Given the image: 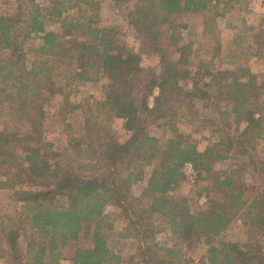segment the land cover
Instances as JSON below:
<instances>
[{
	"label": "trees",
	"instance_id": "16d2710c",
	"mask_svg": "<svg viewBox=\"0 0 264 264\" xmlns=\"http://www.w3.org/2000/svg\"><path fill=\"white\" fill-rule=\"evenodd\" d=\"M44 1L46 6L29 0V19H21L22 13L0 16V47L11 52L0 61V116L27 123L22 132L0 129V189L11 181L19 187H34L14 193L22 211L5 230L7 263L61 264L62 249L88 238L89 246L77 248L73 264H124L107 238L114 228L107 208L115 206L126 223L124 235L137 244L130 264H182L183 254L176 246L201 240L208 246L205 260L209 264H264V185L248 199L250 185L214 169L215 163L228 158V151L243 147L248 155L250 145L264 139V74L247 68L219 75L202 67L192 72L188 67L194 42L177 48V60L162 45L165 25L171 30L170 39L178 43L182 40L180 30L189 26L179 19L199 14L204 17L203 38L216 41L219 50L218 18L245 0H136L127 24L162 66L161 74L146 82L141 77L140 54L127 47L115 27L101 23L100 3ZM24 22V41L41 40L32 49L36 59L30 65L18 43L17 33ZM49 23H58L59 30L48 29ZM260 39L258 55L264 56L263 34ZM66 60L76 63V71L58 86L55 79ZM103 80L106 84L100 99L71 109L82 111L83 131L69 134L65 148L56 149L41 128L46 114L44 94H59L68 102L71 92L67 89L76 83ZM186 80L191 83L190 90L182 86ZM212 89L220 101L232 104L235 124L245 123L238 133L228 132L201 150L190 134L177 131L162 147L159 138L147 132L141 110L159 117L166 106L179 103L181 97H214ZM137 91L143 94L141 106L134 97ZM178 114H173L174 123ZM117 119L124 122L123 128L130 135L125 143L115 133L112 123ZM252 158L248 155L249 162L255 164ZM154 161L141 199L134 197L133 186L144 181L146 167ZM186 162L194 165L197 178L211 182L204 189L207 205L198 212L191 211L187 198L169 197L187 179L183 171ZM146 198L151 200L149 205L143 204ZM240 217L253 234L248 247L220 238ZM166 226L179 240L173 247L155 241Z\"/></svg>",
	"mask_w": 264,
	"mask_h": 264
},
{
	"label": "rangeland",
	"instance_id": "374dc122",
	"mask_svg": "<svg viewBox=\"0 0 264 264\" xmlns=\"http://www.w3.org/2000/svg\"><path fill=\"white\" fill-rule=\"evenodd\" d=\"M34 1L42 6H46L47 4L44 0ZM95 1L101 5V23L106 26L115 27L127 47L140 54L142 80L146 82L161 74L162 66L159 58L151 52L145 41L133 33L127 24L128 13L133 9L136 0ZM17 13H22L21 19H29V0H0V16L12 17ZM263 17L264 0H245L242 5L234 8L225 17L218 18L217 25L221 34V47L218 50L216 41L204 39L202 36L204 17L199 14H190L186 19H179L180 22L181 20H185L189 24L187 29L180 30L182 40L178 43L173 42L170 39L171 30L165 25L163 27L165 35L162 45L169 50L172 58L177 60V48L189 41L194 42V49L188 67L192 72L202 67L204 71L208 69L212 74L219 75L228 70L235 71L240 68H247L253 73L261 75L264 74V56L258 55V46L261 41L260 35H264ZM21 26V30L17 33L19 37L18 43L27 53V62L30 65L36 59L35 52L32 49H36L41 40L39 38H28L24 41L27 26L25 22ZM59 28L58 23H49L48 25V29L50 30L57 31ZM10 55L11 52L9 50L0 47V61L8 58ZM75 71L76 63L74 61H64L61 74L55 79L57 85L63 86L66 78L70 77ZM206 81L210 82V78H206ZM226 83L228 81L224 82L225 85ZM105 84V80L91 83L78 82L73 87H70V90L67 89V92H71L68 102H64V98L59 94L54 96L44 94L43 99L46 114L41 128L45 139L53 143L56 149L62 150L65 148L69 134L79 135L83 131L84 120L82 111L80 109L71 111V109L87 103L90 99H100L103 96ZM182 86L186 90L191 89V83L188 80L184 81ZM215 92L216 90H211V93L215 94L212 98L203 97L199 99L196 97L192 100L181 97L179 103L166 106L161 113L162 116L159 117L154 113L150 114L141 110L146 121L147 132L150 135L158 137L162 147L166 146L177 131L184 132L190 134L198 142L201 150H204L210 144L219 142L223 135H228V132L231 134L238 133V131L245 127V123L242 122L239 127L235 124L237 116L231 112L232 104L228 100L220 101V96ZM157 94L158 91L156 90L154 95ZM134 97L137 99L138 105L141 106L143 94L137 91L134 93ZM148 102L150 107L154 106L152 97H149ZM205 104L209 106H205ZM224 112H227L228 116H223L222 113ZM176 113L179 114L174 119L176 121L174 123L171 119L174 118L173 114L175 115ZM123 123L122 120L117 119L112 124L119 141L125 143L130 135L124 130ZM26 124L4 115L0 116V129L7 128L22 132L27 129ZM259 142L255 141V143H252L250 145V153H248L249 156H253L252 161L255 164L249 162L248 155L245 153L246 151L241 147L240 149L228 151V158L214 165L216 171L223 174H233L240 178V183L250 185L251 189L246 193L248 199L253 198L264 185V139ZM155 164V161L149 164L145 170L147 175L144 181L133 186L132 195L134 197L141 199V194L147 185L148 176L151 174ZM210 183L197 177L190 179L187 176V179L169 194V197L177 199L187 198L191 211L198 212L207 205V201L203 202L204 198L207 199V192L204 189L205 187H209ZM19 189L28 191L34 189V187L27 184L19 187L11 181L6 188L0 189V260H3L5 264L7 263V258H9V246L6 242L5 230L11 225L10 220L22 211L21 203L14 201V193ZM215 196L218 198L222 195L215 194ZM150 202L151 200L146 198L143 204L149 205ZM107 213L113 221H116L118 216V219L122 217L125 223L121 210L118 207L109 206ZM114 224L116 223L114 222ZM116 231H109L107 233L108 243L114 251L124 252L126 258L124 264H130L134 251L129 257V251H132V249L129 250L130 246L128 244H121L119 246L116 243ZM124 236V232L122 231L121 238H125ZM250 237H253V234L245 227L244 221L240 217L220 238L240 243L243 247H248ZM155 241L164 247H170L179 240L173 235L170 227L166 226L163 232L156 235ZM23 244L25 245V243ZM89 244L90 239L88 238L83 239L81 242H70L69 246L62 249L63 264H73L72 258L77 248L87 247ZM176 250L181 251L183 254L182 264H209L205 260L208 246L204 240L191 244L180 243L176 246ZM0 263L2 262L0 261Z\"/></svg>",
	"mask_w": 264,
	"mask_h": 264
},
{
	"label": "crops",
	"instance_id": "0c3cea01",
	"mask_svg": "<svg viewBox=\"0 0 264 264\" xmlns=\"http://www.w3.org/2000/svg\"><path fill=\"white\" fill-rule=\"evenodd\" d=\"M119 217L117 216V219H116V221H114L116 224H114V229L113 230H111V231H115V230H117L116 232V234H117V241H116V243L117 244H119V246H121V244H128L130 247H129V250H131L132 249V251H129V257L131 256V254H132V252L134 251L135 252V246L137 245L136 243H135V240H132L131 238H126V236H124L125 238H121V235H122V231L124 232V228H125V226H126V223H124L123 222V219H122V217L120 218V219H118ZM165 243V242H164ZM68 246H69V244H68ZM170 247H173V246H170ZM117 253H120V252H117ZM120 255L122 256V258H123V260L125 261L126 260V258H125V253L124 252H122V253H120ZM2 263H0V264H5L4 262H3V260H0ZM7 264V263H6ZM61 264H63V260H61Z\"/></svg>",
	"mask_w": 264,
	"mask_h": 264
},
{
	"label": "built area",
	"instance_id": "2783aa9c",
	"mask_svg": "<svg viewBox=\"0 0 264 264\" xmlns=\"http://www.w3.org/2000/svg\"><path fill=\"white\" fill-rule=\"evenodd\" d=\"M183 171L190 179L197 177V172L194 168V165L190 162L185 163V165L183 167ZM205 201H207L206 198L203 199V202H205Z\"/></svg>",
	"mask_w": 264,
	"mask_h": 264
}]
</instances>
